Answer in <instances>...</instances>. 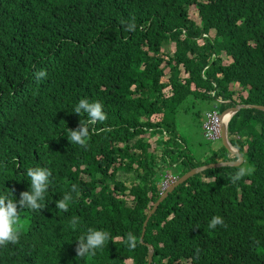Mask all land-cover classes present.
<instances>
[{"label": "trees", "instance_id": "16d2710c", "mask_svg": "<svg viewBox=\"0 0 264 264\" xmlns=\"http://www.w3.org/2000/svg\"><path fill=\"white\" fill-rule=\"evenodd\" d=\"M133 17L136 30L124 31ZM40 70L47 77L37 81ZM82 99L99 101L107 114L86 149L67 136L87 119L73 112ZM211 99L221 108L264 104V0H0V195L18 201L30 191L29 167L53 174L45 208L21 211L20 241L0 248V264H146L145 243L153 246L150 264H264L258 107H240L228 121L229 139L253 174L234 185L233 164L194 172L157 204L139 239L164 170L179 177L230 160L212 149L196 156L177 121L178 113L195 121ZM212 110L219 111L205 112ZM144 132L155 136L153 149ZM73 184L80 196L61 212L56 201ZM214 216L225 226L209 229ZM89 228L110 240L79 258L77 239ZM129 232L138 238L135 250L127 247Z\"/></svg>", "mask_w": 264, "mask_h": 264}, {"label": "clouds", "instance_id": "9594fccd", "mask_svg": "<svg viewBox=\"0 0 264 264\" xmlns=\"http://www.w3.org/2000/svg\"><path fill=\"white\" fill-rule=\"evenodd\" d=\"M121 23L123 24L124 22ZM136 27L135 18L133 17L130 22L124 24V31L134 32ZM34 76L37 81H40L42 79H46L47 72L40 70L35 72ZM230 107L231 106L227 107V109L225 108V111L230 110ZM73 112L81 117L86 114L87 119H81L79 126L75 130L67 129L68 139L72 145H79L80 147L86 149L89 144L90 135L97 132L95 125L106 121L107 114L104 112L103 105L99 101L89 102L87 99L80 100ZM233 113L234 112H232V114ZM217 131L218 128L216 132ZM217 137L221 139V144L224 145L222 136H213L208 138L214 139ZM228 144L231 149L234 148L233 150H238L237 146L234 145L230 139ZM241 156L233 152L230 153V160L232 161L233 166L238 168L234 174L229 175V182L234 185L245 176H250L254 172L253 167L242 166L243 157ZM26 173L27 178L31 182L30 191L21 192L18 201L11 199L9 195H0V248L6 247L9 244L16 245L19 243L22 230L25 227V224L21 219V211L29 210L37 212L45 208V205L42 202L46 199V194L49 192V188L52 184L51 177L53 174L51 170L40 166L29 167L27 168ZM177 178L178 177H175V180H171L172 182L170 184H168L164 189H161L160 194L172 183H174ZM79 196L80 192L78 186L73 184L71 189L63 194L61 199L56 201V208L61 212H68L70 204L74 203ZM69 223L73 228H76L80 224V218L73 216ZM218 225L225 226L224 219L220 216H214L209 222L208 228L215 229ZM77 240V257L85 258L95 256L98 250H102L106 242L110 240V234L104 230L89 228L86 234L81 235ZM137 245V236H135L132 232H129L127 234V247L129 250H135Z\"/></svg>", "mask_w": 264, "mask_h": 264}, {"label": "rangeland", "instance_id": "374dc122", "mask_svg": "<svg viewBox=\"0 0 264 264\" xmlns=\"http://www.w3.org/2000/svg\"><path fill=\"white\" fill-rule=\"evenodd\" d=\"M189 16L195 18L196 21L199 20L198 19V15H197V10L193 6V4H191L189 6ZM210 33L212 34L213 33V30H211ZM198 41L201 42V39H198ZM170 46H173V45H170ZM170 46H169V48H171ZM220 55L223 58V61L224 60L225 61L227 60V56L225 55V53L223 51L220 53ZM181 73H183V72H181ZM235 86L239 87L238 84H236ZM242 95H245V91H242ZM214 107L219 110L218 111L219 118H218V126H217L218 131L215 134H213V135H209V134L208 135L205 134V135L207 137L222 136L221 135V123L223 122L224 123V126L226 127V140L229 143L228 121H229L230 116L232 115V112L227 117V119L224 120L223 116L226 113V111L222 112V110H224L227 107L221 108L220 101H216V100L214 101V99H211L208 103L205 104V106H203V107L200 106V109H199L200 114H199V116L197 117V119L195 121L190 120L189 123H187L186 121H184L183 118H182V116L179 113L177 114V119H178L177 121H178V123L180 125H183V127L185 129L188 128L187 132L189 133V140L192 143V147L189 144H187V145L190 147L191 151L194 152V154L196 156H198V157L201 156V158H203V155L202 154L205 151L210 152L211 149L213 151V154H215V155H216V152H222V154L224 156L230 157V154L228 152L221 151V149L218 147V146L221 145V139L219 137L214 138V139H209V140L212 141V143H210L207 140V137L204 135V129H203L204 122H203V118L205 119V115H204L203 112H205L206 109L214 108ZM207 112H205V114H207ZM157 116H159V114L154 113L152 115L153 118H156ZM143 134L146 137L148 136V132H144ZM147 139L150 141L149 149H153L155 136L154 135H150V136L147 137ZM198 141H203L202 143L205 144V145L198 144ZM210 144H211V146L209 147ZM242 161H243L242 162V165L243 166H250V163L247 161L246 157H244ZM209 162H207V163H209ZM163 173H164V177L162 179H160V182H159V189L160 190L161 189H164L168 184H170L173 180H175V177L177 176L176 174H173L172 172H170L169 169L168 170H164ZM125 197L129 198L131 196L129 194H126Z\"/></svg>", "mask_w": 264, "mask_h": 264}, {"label": "water", "instance_id": "95a60500", "mask_svg": "<svg viewBox=\"0 0 264 264\" xmlns=\"http://www.w3.org/2000/svg\"><path fill=\"white\" fill-rule=\"evenodd\" d=\"M249 106H253V107H258L260 109L264 110V104H253V103H237L234 104L233 106H231L229 109L232 110V112H235L237 109H239L240 107H249ZM227 109V108H226ZM224 110H222V112H224ZM221 135H222V140L223 143L225 145V147L230 150L233 153L236 154H240V152L238 150H233L229 147V144L226 140V127L224 126V123H221ZM242 157V156H241ZM219 164H233L231 160H217V161H210L209 163H204V164H200L198 166H194V167H190L186 172H184L183 174H181L174 183H172L169 187H167L160 195L159 197L154 201L152 207L149 209V211L147 212L143 223H142V229H141V233H140V241H143L142 237H143V233L145 230V225L147 224V220L149 218V216L155 211V208L157 206V204L166 196V194L168 193L169 190H171L173 188L174 185H176L177 183L183 181L184 179H186L187 177H189L191 174H193L196 171H199L203 168L206 167H211V166H215V165H219ZM147 245L148 248V252H147V263L146 264H150L151 263V259H152V255H153V246L151 243H145Z\"/></svg>", "mask_w": 264, "mask_h": 264}, {"label": "built area", "instance_id": "2783aa9c", "mask_svg": "<svg viewBox=\"0 0 264 264\" xmlns=\"http://www.w3.org/2000/svg\"><path fill=\"white\" fill-rule=\"evenodd\" d=\"M218 111L212 110L208 111L206 114V119L204 121L205 134L213 135L216 133L218 126Z\"/></svg>", "mask_w": 264, "mask_h": 264}, {"label": "bare ground", "instance_id": "6f19581e", "mask_svg": "<svg viewBox=\"0 0 264 264\" xmlns=\"http://www.w3.org/2000/svg\"><path fill=\"white\" fill-rule=\"evenodd\" d=\"M231 112H232L231 110L226 111V113L223 116L224 120L227 119V117L230 115Z\"/></svg>", "mask_w": 264, "mask_h": 264}]
</instances>
